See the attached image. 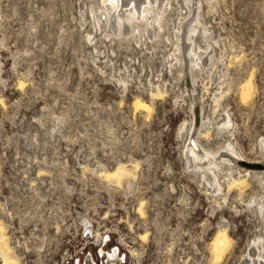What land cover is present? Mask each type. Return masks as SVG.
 Returning <instances> with one entry per match:
<instances>
[{
	"label": "rangeland",
	"instance_id": "obj_1",
	"mask_svg": "<svg viewBox=\"0 0 264 264\" xmlns=\"http://www.w3.org/2000/svg\"><path fill=\"white\" fill-rule=\"evenodd\" d=\"M102 1L0 0V218L14 255L18 231L95 210L93 226L135 252L126 264H242L255 244L264 258V175L219 157L264 163V0H171L162 29L138 42L97 27ZM191 19L198 64L177 41ZM248 77L255 91L242 102ZM157 90L165 97L152 100ZM136 97L149 115L133 110ZM194 107L209 117L195 139L218 168L185 158ZM119 165L133 177L102 178ZM224 228L232 242L216 261Z\"/></svg>",
	"mask_w": 264,
	"mask_h": 264
},
{
	"label": "bare ground",
	"instance_id": "obj_2",
	"mask_svg": "<svg viewBox=\"0 0 264 264\" xmlns=\"http://www.w3.org/2000/svg\"><path fill=\"white\" fill-rule=\"evenodd\" d=\"M177 1L180 3L182 1H188V0H177ZM170 2H171V0H103L102 5H103L104 9L102 8L100 11L98 10L99 11V16H97L98 18L94 17L93 19H94L95 24L98 25L97 27L99 29H101L102 27L109 28L111 35L113 37H116L119 39L121 38L122 40L130 38L133 41L138 42L141 38L142 33H147V38L150 40L153 38V36L158 34L157 32L159 29H162L161 19L165 15L167 8L168 7L171 8ZM180 7H182V5ZM182 9H180V10L182 11ZM190 23H191V25H190L189 30L187 32H184V34H186L185 36L183 34V28L178 26V28L176 29V34H177V36L179 35V37L177 38V41L180 42V41L184 40V38H185V40L188 43V45H185V46H189V48H188L189 54L191 53L193 56L196 57L195 60L197 61V64H198V61L201 59V56H202V55L200 56L199 53H200V51H203V49H205V48H204V46H202L199 43V41L194 39L193 36L198 31L201 32L202 28H201L197 19L190 21ZM186 24H188V23H186ZM108 34H109V32H108ZM108 34H106V36H108ZM180 44L176 45L177 46L176 51H178L179 54L180 53H186L187 51L185 52V50L182 49ZM181 58H185V57H183V55H182ZM171 59H172V61L173 60L178 61V58H176L175 55H173ZM180 61H181V59H180ZM189 62H191V59ZM185 68H187V67L185 66ZM250 76H252V75H250ZM241 86H240L241 87V94L240 95L242 96V98H240V99H243L242 102H244L247 98H250L251 93L253 91H255L253 78L248 77V79L245 81V83ZM240 95H239V97H241ZM252 95H253V93H252ZM150 96H151L152 100H155V99L162 98L164 96V94H163V92H161V90H157L156 92H153L152 94H150ZM132 107H133V110L135 112L143 111V112H145V114L149 115L152 112L153 105H152V103H149L140 97H136L132 103ZM193 119H194V121H193V125L191 126V132L189 133L190 134L189 135V141H188L187 145L184 147L185 148V150H184L185 158L190 163V166L193 165L194 163H196L197 165L204 164V165H207L211 168L212 167L218 168L219 164L211 162L209 155L201 150V148L199 147L197 140H196L197 139L196 136L199 135L198 130L200 128H202V126H204V125L206 126V124L209 121V117H208V115L205 112L203 107L200 110H198V107H194ZM229 123H230V121L225 117V118H223V120L219 124L222 127H227L229 125ZM209 134H210L209 129H206V132L204 133L203 137L208 138ZM262 143L264 145V141H262ZM219 157L222 158L221 159L222 161L225 160V161L232 162L235 166L238 167V171L241 170L242 168H246V169H250V170H255L253 172L256 174H257V172H259L260 174L264 175V163L263 162L246 161L242 158H239L235 154V152H233V151H228L226 154L220 155ZM216 160H217V158H216ZM258 164L263 166L261 170H256L253 168H249L247 166V165H258ZM250 170H248L246 172L249 173ZM101 176L107 182H114L117 185H119V184L121 185V182L124 179H128V177H131V176L133 177V174L130 170L127 169L126 166L119 165L113 171L102 172ZM245 184H246V180H244V179L242 180L240 178L238 180L235 179L231 182L228 189H239V188L241 189L242 187L245 186ZM143 204H144V202H141L139 204V207H138L139 213H137L139 215L140 214L143 215V213H144ZM7 237L8 236L6 234V228H5L3 222L0 218V264H19V261L13 253L14 251H13L12 247L10 246L9 239ZM145 238H146V236L141 237L142 240ZM231 242H232V240L228 234V229H226V228L220 229L216 233V235L214 236V238L211 242V247H212V250L214 252V257H215L216 261L220 260V258H222L224 250H226L228 245L230 246ZM112 253H115L114 260L109 259V255ZM100 254H102V252H100ZM110 254L109 253L105 254L106 260L104 261V263L105 264H119L120 261H118V259H117V250L115 248L112 249L110 251ZM259 254H260L259 250L257 249L256 244H255L254 247L251 248L249 250V252L247 253V255L243 258L242 264H264V258ZM92 261H93L92 259L87 260L86 264H94V262H92Z\"/></svg>",
	"mask_w": 264,
	"mask_h": 264
},
{
	"label": "built area",
	"instance_id": "obj_3",
	"mask_svg": "<svg viewBox=\"0 0 264 264\" xmlns=\"http://www.w3.org/2000/svg\"><path fill=\"white\" fill-rule=\"evenodd\" d=\"M70 200L66 197L61 200L64 210H70ZM95 212L94 210L91 214L80 211L73 214L61 213L60 225L18 231L14 246L15 250L17 249L19 263L86 264L87 260L92 259L97 264L98 258L105 261L100 252L105 255L115 248L119 264H126L135 252L130 253L119 239H114L113 233L99 232L89 217H93ZM67 217L75 218L77 227L69 229L65 222Z\"/></svg>",
	"mask_w": 264,
	"mask_h": 264
},
{
	"label": "flooded vegetation",
	"instance_id": "obj_4",
	"mask_svg": "<svg viewBox=\"0 0 264 264\" xmlns=\"http://www.w3.org/2000/svg\"><path fill=\"white\" fill-rule=\"evenodd\" d=\"M107 253H109L110 254V252H107ZM102 257L106 260V256L102 253ZM114 258H115V253H112V254H110L109 255V259L110 260H114ZM93 262V261H92ZM94 264H96L95 262H94ZM105 264V263H104Z\"/></svg>",
	"mask_w": 264,
	"mask_h": 264
},
{
	"label": "water",
	"instance_id": "obj_5",
	"mask_svg": "<svg viewBox=\"0 0 264 264\" xmlns=\"http://www.w3.org/2000/svg\"><path fill=\"white\" fill-rule=\"evenodd\" d=\"M249 168H253V169H256V170H261L262 169V165H247Z\"/></svg>",
	"mask_w": 264,
	"mask_h": 264
}]
</instances>
